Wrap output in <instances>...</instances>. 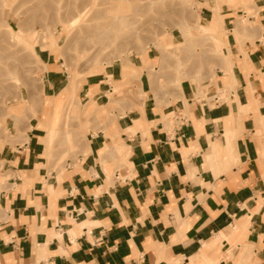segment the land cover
<instances>
[{"label":"crops","instance_id":"0c3cea01","mask_svg":"<svg viewBox=\"0 0 264 264\" xmlns=\"http://www.w3.org/2000/svg\"><path fill=\"white\" fill-rule=\"evenodd\" d=\"M214 1L200 17L225 33L219 95L184 79L154 97L143 70L59 162L42 112L67 86L45 79L40 115L0 144V264H264V0L218 16ZM107 73L87 83L95 109L121 80Z\"/></svg>","mask_w":264,"mask_h":264},{"label":"rangeland","instance_id":"374dc122","mask_svg":"<svg viewBox=\"0 0 264 264\" xmlns=\"http://www.w3.org/2000/svg\"><path fill=\"white\" fill-rule=\"evenodd\" d=\"M202 1L0 0V144L10 137L7 128H24L29 117L40 115L45 79L50 75L56 88L67 86L54 96L64 98L65 104L41 111L51 128L45 137L47 147L61 151L59 162L75 156L72 143L84 139V129L92 120L112 118L113 95L121 94L120 86L125 84L129 97L137 98V76L143 70L154 97L171 101L184 79L194 85L198 96L210 88L218 94L215 70L222 59L228 60L225 33L213 20L200 17ZM218 1L244 10L251 4L215 0L212 12L217 16L222 5ZM134 5L137 13L128 10ZM114 16L120 17L116 23ZM240 17L243 25L249 23ZM139 59L141 65L135 66ZM118 68L121 80L113 83L108 101L104 97L95 109L90 89L89 98L85 96L87 83ZM74 122L80 125L74 127Z\"/></svg>","mask_w":264,"mask_h":264},{"label":"bare ground","instance_id":"6f19581e","mask_svg":"<svg viewBox=\"0 0 264 264\" xmlns=\"http://www.w3.org/2000/svg\"><path fill=\"white\" fill-rule=\"evenodd\" d=\"M122 2V1H121ZM221 2V1H220ZM218 3V5H219V1L217 2ZM223 3V2H222ZM221 3V4H222ZM220 4V5H221ZM219 5V6H220ZM135 6V5H134ZM131 7V6H129V8H128V10H131L132 12H134V13H137V11H138V9H137V7L135 6V7ZM218 8V7H217ZM127 9V8H126ZM218 10H219V8H218ZM216 12H217V10H216ZM109 13V12H108ZM108 13H102L103 15H107ZM118 19H120V17H117V16H114V18H113V23H116L117 21H118ZM119 22H122V21H119ZM8 25V24H7ZM207 26V25H206ZM205 26V27H206ZM209 26V25H208ZM243 26H245V25H243ZM203 26H201V28H202ZM204 28V27H203ZM207 28V27H206ZM211 28V27H210ZM210 28H208V29H210ZM205 29V28H204ZM213 29V28H212ZM204 31V30H203ZM208 31V30H207ZM214 31V30H213ZM200 32V31H199ZM202 33V32H201ZM107 38H108V36H104V40H107ZM169 40V39H168ZM10 56V55H9ZM2 57V56H1ZM190 69V68H189ZM12 73V71H10L8 74H7V80H8V77H9V75ZM13 81V80H12ZM18 81V80H17ZM9 86H10V84H9ZM8 87V86H7ZM225 260V259H224Z\"/></svg>","mask_w":264,"mask_h":264}]
</instances>
